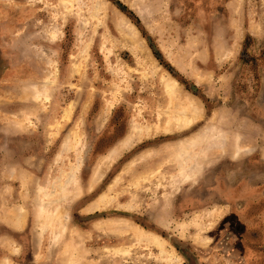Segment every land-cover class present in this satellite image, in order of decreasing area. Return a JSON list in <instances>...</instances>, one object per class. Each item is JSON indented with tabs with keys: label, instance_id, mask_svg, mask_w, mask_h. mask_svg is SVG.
<instances>
[{
	"label": "rangeland",
	"instance_id": "obj_1",
	"mask_svg": "<svg viewBox=\"0 0 264 264\" xmlns=\"http://www.w3.org/2000/svg\"><path fill=\"white\" fill-rule=\"evenodd\" d=\"M105 1L0 0V264H264V0ZM168 77L201 120L135 142L92 185L134 124L176 105ZM208 126L240 148L226 143L184 182L167 148ZM104 194L103 210L85 211Z\"/></svg>",
	"mask_w": 264,
	"mask_h": 264
},
{
	"label": "bare ground",
	"instance_id": "obj_2",
	"mask_svg": "<svg viewBox=\"0 0 264 264\" xmlns=\"http://www.w3.org/2000/svg\"><path fill=\"white\" fill-rule=\"evenodd\" d=\"M62 1L65 7L68 9V5L71 3V0L69 1L62 0ZM103 4H108V2L105 0H101V2L97 5V7H99V9L97 10L101 11ZM91 18L93 19L96 18V9H94V11L91 13ZM124 18L125 17L120 15V19H118L115 22V27L117 31L120 33V35L123 37V39H125L129 43V45H131L134 48L132 50L140 53L143 47L141 45H138L139 43L137 42L138 41L137 35L139 34V31L132 24L126 21V19ZM125 27L127 28V30L125 29ZM128 28H129V31H128ZM85 52L86 53L88 52V48H85ZM153 60H154L153 62H156L154 58ZM161 81L164 86V92L167 94L170 101L173 102L174 100L175 102H177L176 105L167 107L166 109L158 112L161 122H157L154 125H150L146 127L134 124L131 129L130 136L127 137L124 141H122L117 147H115L109 153V155L104 157L101 163L97 166L98 168L95 170V175L92 177V185L101 179L103 170L106 167H109L110 164H112L114 161H116L119 155L125 152L127 149H129L135 142H141L142 140H146V139L149 140L153 138V136L159 133L171 134L174 130L175 131L179 130L181 132V130H185L189 128L191 129L192 126L194 127L195 123L197 124V122L201 120L203 111L200 109L199 105L195 103V101L191 99L190 97H189L190 100H187V101L181 100L180 84L174 78L172 77L163 78ZM220 124H223V123H220ZM212 125H214V123ZM211 130L215 131L216 133L219 132V128H216V130H214L211 128V126L210 127L208 126L205 129H203L201 132L195 135H192L191 137L187 139H182L178 141L174 146L167 148L170 154L178 159L177 162H178L179 171H180V178L182 179V181L187 182V181L193 180L195 176L201 170V160L203 161L205 160V158L208 160L210 159L211 155L215 156L219 152L224 153L227 150V148L225 150L226 143H227L228 150L231 149V147H233L234 149H237V151L239 150L240 146L238 145L236 138H234L232 141L229 140L230 138L229 139L224 138L225 130L220 131L218 133L219 135L215 139L216 142L214 141L210 143V141H212V138L209 139L206 137H208V134H209L208 132H210ZM211 135L212 133L210 134V136ZM205 140H208L209 144ZM68 144L66 145V147L68 146ZM211 147H214V149L213 150L210 149ZM218 148L221 151H219ZM210 150L212 151L210 152ZM141 158L143 157H138L137 159H141ZM137 159H134L132 162L129 163V165L130 166L133 165L134 167L135 163L137 162ZM73 176H74L73 174L69 175L68 181L72 180ZM66 183H69V182H66ZM65 187L66 186H63V185L59 187L61 199L67 196L66 195L67 192L64 190ZM45 197L48 198V203L52 202V199L50 198V196L45 195ZM110 200H111V197L108 194L101 195L99 198H97L96 201L90 204L85 211L88 213H94V212L103 210L108 205ZM47 218H48L47 222L49 220H52V221L55 220L59 223H62L61 214L59 212L49 213ZM128 229L133 231V235L136 241L143 242V243H146L147 246L154 247L159 252V254H161L164 257L165 256L170 257L171 259L178 258L177 255L175 254L174 249L168 250L167 241L161 238L160 236L154 233L148 232L141 228H134L132 225H128ZM115 251L119 252V250H115Z\"/></svg>",
	"mask_w": 264,
	"mask_h": 264
}]
</instances>
